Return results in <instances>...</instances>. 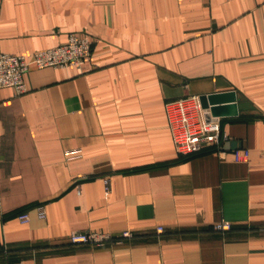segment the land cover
<instances>
[{"label":"crops","instance_id":"obj_1","mask_svg":"<svg viewBox=\"0 0 264 264\" xmlns=\"http://www.w3.org/2000/svg\"><path fill=\"white\" fill-rule=\"evenodd\" d=\"M73 33L81 67H35ZM0 51L31 65L27 94L0 90V264H264V0H0ZM213 95L224 154L179 155L165 104Z\"/></svg>","mask_w":264,"mask_h":264},{"label":"built area","instance_id":"obj_2","mask_svg":"<svg viewBox=\"0 0 264 264\" xmlns=\"http://www.w3.org/2000/svg\"><path fill=\"white\" fill-rule=\"evenodd\" d=\"M94 41L87 36L70 34L66 44L54 48L39 50L33 53L34 65L37 69L44 68H67L69 66L81 67L91 57ZM31 65L25 55H13L0 51V90L13 89L16 96H22L30 91L27 75ZM165 111L168 127L176 147L181 156H190L204 151L206 147L212 146L221 154L222 144L227 142L228 136L223 132L219 121H209L200 96H186L184 98L167 101ZM81 150L66 152L69 161L78 159L82 155ZM235 161H248L250 153L248 150L233 151ZM106 195L111 193V180L104 179ZM38 216L42 220L47 219V211L44 206H39ZM21 224L31 221L30 214L23 212L17 215ZM233 226L229 223H218L214 230L218 233H228ZM165 233L163 227H157V234ZM134 236L130 230H125L119 235L111 233L90 231L74 232L70 236L73 245H88L92 247H103L112 243H122ZM13 264V263H7Z\"/></svg>","mask_w":264,"mask_h":264},{"label":"water","instance_id":"obj_3","mask_svg":"<svg viewBox=\"0 0 264 264\" xmlns=\"http://www.w3.org/2000/svg\"><path fill=\"white\" fill-rule=\"evenodd\" d=\"M216 99V96H208V97H202V103H203V106L205 107V108H207L208 106H207V102H210V103H213V101ZM212 112H213V114L216 116V114H218V113H216V111H214L213 109H212ZM218 112V111H217ZM239 143H237V142H232V143H230V147H231V149L232 150H237L238 148H239V145H238Z\"/></svg>","mask_w":264,"mask_h":264},{"label":"trees","instance_id":"obj_4","mask_svg":"<svg viewBox=\"0 0 264 264\" xmlns=\"http://www.w3.org/2000/svg\"><path fill=\"white\" fill-rule=\"evenodd\" d=\"M20 214V213H19ZM213 230H214V228H213ZM215 231V230H214ZM4 249L0 246V254H3V251Z\"/></svg>","mask_w":264,"mask_h":264}]
</instances>
